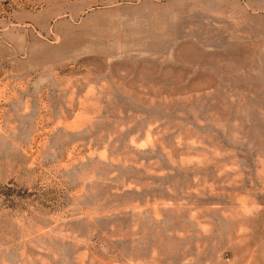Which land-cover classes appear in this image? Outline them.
I'll return each mask as SVG.
<instances>
[{
	"label": "rangeland",
	"instance_id": "obj_1",
	"mask_svg": "<svg viewBox=\"0 0 264 264\" xmlns=\"http://www.w3.org/2000/svg\"><path fill=\"white\" fill-rule=\"evenodd\" d=\"M0 264H264V0H0Z\"/></svg>",
	"mask_w": 264,
	"mask_h": 264
}]
</instances>
